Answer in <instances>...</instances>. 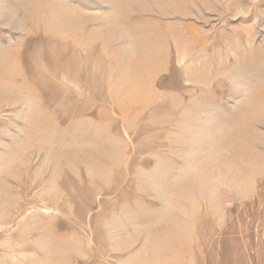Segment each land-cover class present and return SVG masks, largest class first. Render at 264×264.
<instances>
[{"label":"rangeland","instance_id":"obj_1","mask_svg":"<svg viewBox=\"0 0 264 264\" xmlns=\"http://www.w3.org/2000/svg\"><path fill=\"white\" fill-rule=\"evenodd\" d=\"M0 264H264V0H0Z\"/></svg>","mask_w":264,"mask_h":264}]
</instances>
